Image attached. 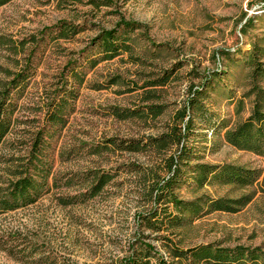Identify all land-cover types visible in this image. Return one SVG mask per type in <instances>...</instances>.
<instances>
[{
	"label": "rangeland",
	"instance_id": "obj_1",
	"mask_svg": "<svg viewBox=\"0 0 264 264\" xmlns=\"http://www.w3.org/2000/svg\"><path fill=\"white\" fill-rule=\"evenodd\" d=\"M111 1L98 8L58 0H9L0 6V89L25 66L27 75L10 94L14 122L0 145V188L13 178L8 166L28 154L31 134L42 121L48 97L58 88L74 87L77 92L70 99L66 125L49 139L51 144L44 151L51 164L44 191L31 204L0 212V264H120L136 239L154 245L151 264H162L161 258L168 264H209L189 253L173 258L168 249L173 246L183 250L209 243L264 247V192L259 185L264 156L224 142L226 127L211 137L198 129L187 144L193 146L199 162L261 169L258 182L247 188L213 182L195 190L187 175L178 194L185 200L203 193L236 198L255 190L253 199L237 212L213 211L171 231L153 232L138 225L137 215L147 203L126 165L147 164L149 154L112 148L89 151L108 138H145L165 131L176 111L184 107L190 86L202 82H206L202 102L216 123L229 127L247 117L255 99L253 93L248 95L252 84L264 88V75L253 79L250 66L253 51L264 62V0ZM121 18L146 26L130 33L133 56L141 61L121 52L90 67L86 52L91 57L100 54L98 49H88L89 42ZM61 21L78 32L52 39L57 32L52 26ZM45 27L54 29L40 34ZM144 29L148 40L141 36ZM69 60L70 68L85 73L80 85L70 68L64 70ZM164 72L172 75L167 83L147 85ZM64 76L69 79L67 85ZM147 90L150 97L143 93ZM149 104L162 105L163 113L140 115ZM115 108L133 115L122 118L113 114ZM87 169L117 175L98 194L84 199L80 194L87 185L82 171ZM71 174L74 184L64 185ZM67 197H72L71 203L62 204L60 198Z\"/></svg>",
	"mask_w": 264,
	"mask_h": 264
},
{
	"label": "trees",
	"instance_id": "obj_2",
	"mask_svg": "<svg viewBox=\"0 0 264 264\" xmlns=\"http://www.w3.org/2000/svg\"><path fill=\"white\" fill-rule=\"evenodd\" d=\"M9 0H0V6ZM63 4L83 3L94 7L111 5V0H58ZM57 28L52 39L68 38L78 30L66 21L52 26ZM52 27H45L40 34L51 31ZM146 28L144 24L135 20L119 19L111 28L101 29L89 42L88 49H98L100 57H91L86 54V62L94 67L100 60L110 59L121 52H129L134 61H141L140 56H133L131 32ZM54 29V28H53ZM52 29V30H53ZM141 36L148 40L143 30ZM156 45V44H155ZM159 45V44H157ZM256 51L250 55L252 78L264 75V62L259 60ZM69 60L64 70L70 68ZM26 67V66H25ZM25 67L14 73L11 80L2 85L0 89V145L10 133L13 125L11 114L14 111V103L10 99L12 90L17 89L26 80ZM78 85L84 81L85 73L76 71L74 66L69 69ZM172 75L164 72L161 76L148 82L147 85H164ZM64 84L69 83L67 77H63ZM206 82L199 86L189 88L188 98L183 108L176 111L172 120L166 125V130L155 136L145 138L119 139L108 138L102 145L90 147V153H98L106 149H117L131 152H145L149 154L147 164L129 163L126 170L135 174L136 187L147 206L138 215V225L151 229L153 232L170 230L185 226L194 220L203 217L213 211L237 212L247 205L254 197L255 190L243 193L236 198L211 197L201 194L193 199L185 200L178 194V189L183 184L187 175L193 182L195 190L201 189L213 182H223L236 185L239 188L252 187L262 175V170L249 168L235 164H212L199 162L193 146L187 141L198 129L205 131L206 137H211L218 128L226 127L222 138L227 144L240 149L251 151L264 156V88L253 83L249 94H254V105L247 117L236 121L231 126L218 124L213 120L212 114L207 112L203 104L205 98L204 88ZM150 97L151 90L143 92ZM149 93V94H148ZM53 96L48 97L46 110L42 121L30 138L28 154L15 158V163L8 166L11 178L4 188H0V212L16 209L35 202L44 191L51 172L50 158L45 154V149L50 146L49 139L62 129L67 122L68 107L77 96L76 89L58 88ZM146 112L140 115H153L163 113V106L159 104L146 105ZM113 114L122 118L132 116L131 112H121L118 108L112 110ZM159 159V160H158ZM191 161H195L191 164ZM117 173L107 170L87 169L82 171V182L86 183L85 191L80 194L84 199L98 194ZM74 175L71 174L64 185L74 184ZM57 179L54 178L56 185ZM264 192V177L259 183ZM82 198V199H83ZM62 204L71 203L70 198H60ZM83 199V200H84ZM172 233V232H171ZM143 234L142 237H149ZM162 239L167 240L166 237ZM170 242V240H167ZM168 248V243L164 244ZM154 245L136 239L131 251L120 260V264H151L150 258L155 255ZM169 254L173 258H183L189 253L196 261H205L209 264H264V247H248L237 245L234 247H219L212 243L199 245L186 250L178 247H170ZM160 263L168 264L161 258Z\"/></svg>",
	"mask_w": 264,
	"mask_h": 264
}]
</instances>
